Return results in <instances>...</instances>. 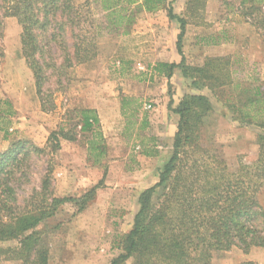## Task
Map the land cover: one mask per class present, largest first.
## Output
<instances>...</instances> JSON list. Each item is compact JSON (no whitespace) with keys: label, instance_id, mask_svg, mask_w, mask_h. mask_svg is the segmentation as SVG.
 I'll use <instances>...</instances> for the list:
<instances>
[{"label":"rangeland","instance_id":"374dc122","mask_svg":"<svg viewBox=\"0 0 264 264\" xmlns=\"http://www.w3.org/2000/svg\"><path fill=\"white\" fill-rule=\"evenodd\" d=\"M101 2L72 0V5L83 6L77 16L79 25L71 26L63 18L66 24L62 33L51 31L56 42L43 49L45 65L50 68L44 70L45 110L40 108L32 71L21 54V26L15 18L3 21L0 101L9 103L15 115L7 134L0 131V154L16 140H27L41 150L31 151L14 170L10 188L17 210L23 208L33 191H39L47 169L51 171L50 190L56 198H78L98 185L94 199L83 212L74 215V207L65 204L41 226L49 246V264H109L119 254L118 243L138 211L139 194L158 181L172 153L178 118L167 108L170 100L175 107L184 94H202L210 99L212 111L204 119V138L208 146L222 153L231 171L238 162L253 163L258 155L256 139L261 130L233 121L228 109L209 91L189 90V83L178 73L169 83L155 75L149 79L151 67L158 63L156 49L177 54L179 25L167 17L171 7L176 16L186 20L182 50L187 63L201 64L209 58L205 54L212 47L227 45L223 57L230 58L232 77H249L250 82L256 84L258 79L264 84V29H257L250 18L241 15L239 0H168L169 6L153 13L139 10L140 0L132 4L114 0L120 12L115 11L111 17L102 10ZM260 8L264 16V2ZM118 13L131 21L116 22ZM108 18L113 20L110 26ZM91 38L93 43L86 45ZM74 44L81 45L80 54L86 48L90 50L91 57L77 62ZM126 97L139 105L134 118L127 116L128 110L125 116L120 113ZM83 109L99 115L106 152L100 166L86 159L89 135L80 131L79 124V111ZM143 115L148 127L138 131ZM59 130L67 139L58 136L47 142L50 133ZM144 137L155 138L156 157L141 154L140 146H151L142 141ZM259 203L264 210V190ZM246 261L264 264V250L251 249L243 254L233 248L215 253L211 264Z\"/></svg>","mask_w":264,"mask_h":264},{"label":"trees","instance_id":"16d2710c","mask_svg":"<svg viewBox=\"0 0 264 264\" xmlns=\"http://www.w3.org/2000/svg\"><path fill=\"white\" fill-rule=\"evenodd\" d=\"M113 1L101 2L107 17L120 12L116 11ZM263 2L239 0L241 15L250 18L257 29H264L260 8ZM166 6H169L168 0H140L137 5L139 10L147 13ZM82 7L72 5V0H0V39L3 21L15 18L21 26V54L32 71L42 110H45L42 97L46 81L44 70L50 69L45 65L43 49L56 42L51 31L55 29L62 33L66 24L63 18L71 26L79 25L77 16ZM167 17L179 25L175 48L180 61L154 64L149 79L155 75L164 77L169 83L178 73L189 83V90L209 91L228 109L233 121L261 130L262 134L256 139L258 155L253 163L238 162L237 168L231 171L222 153L208 146L204 138V119L212 111L210 99L202 94H184L175 107L170 100L167 108L178 118L171 156L160 170L158 181L139 194L138 211L129 231L118 243L119 254L109 264L129 261L132 264H211L215 253L236 248L247 254L251 249H264V210L259 203L264 190V84L258 79L256 84L250 82L249 77L233 78L229 57L205 58L198 65L187 63L182 50L186 20L176 16L171 7ZM121 20L131 21L118 13L116 22ZM107 22L110 26L113 20L108 18ZM92 41L93 38L86 45ZM80 53L81 45L74 44L73 56L77 62H84L92 55L87 48ZM135 101L127 97L122 99V116L127 110L129 118L136 116L139 105H134ZM14 115L11 105L0 101V131L4 134H7ZM79 124L80 131L89 135L86 159L93 166H100L106 152L96 111H79ZM137 127L138 131L147 129L144 115ZM58 136L67 139L59 130L51 132L47 142ZM142 141H148L151 146H140L141 154L156 157L155 138L144 137ZM31 151L41 150L32 147L27 140H16L0 154V264H49V246L41 226L65 204L74 207V215L83 212L98 188L97 185L78 198H56L50 190L51 171L47 169L39 191H33L23 208L17 210L10 182L14 170L28 159ZM240 264L259 263L246 261Z\"/></svg>","mask_w":264,"mask_h":264},{"label":"crops","instance_id":"0c3cea01","mask_svg":"<svg viewBox=\"0 0 264 264\" xmlns=\"http://www.w3.org/2000/svg\"><path fill=\"white\" fill-rule=\"evenodd\" d=\"M228 48L229 46L227 45H220L217 47H212V50L206 53L205 55H207L208 57H223L225 55V52L228 50ZM154 53H156L157 55L155 59H157L158 62L178 63L179 61V56L173 50H171V52L166 54L165 51L163 50L160 51L156 49V52ZM98 118H99V115H98Z\"/></svg>","mask_w":264,"mask_h":264}]
</instances>
